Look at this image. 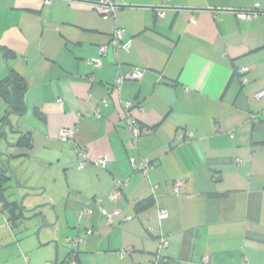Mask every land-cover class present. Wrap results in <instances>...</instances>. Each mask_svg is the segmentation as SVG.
Instances as JSON below:
<instances>
[{
    "label": "crops",
    "instance_id": "obj_1",
    "mask_svg": "<svg viewBox=\"0 0 264 264\" xmlns=\"http://www.w3.org/2000/svg\"><path fill=\"white\" fill-rule=\"evenodd\" d=\"M97 1L0 0V80L10 68L27 82L24 115L0 96V173L19 193L45 188L24 209L51 208L14 221L0 202V264H54V241L59 264H155L157 255L161 264H264V97H255L264 89V0H172L163 16L161 0H115V18ZM257 2V17H239ZM116 27L132 39L128 50L114 51ZM133 68L143 77L117 89ZM126 101L144 107L134 111L138 141ZM25 133L29 146L19 144ZM72 142L91 163L80 167ZM102 157L105 169L93 163ZM131 157L150 160L148 175ZM116 180L129 184L110 201ZM162 234L169 246L159 249ZM122 249L131 251L121 258Z\"/></svg>",
    "mask_w": 264,
    "mask_h": 264
},
{
    "label": "built area",
    "instance_id": "obj_2",
    "mask_svg": "<svg viewBox=\"0 0 264 264\" xmlns=\"http://www.w3.org/2000/svg\"><path fill=\"white\" fill-rule=\"evenodd\" d=\"M171 1L172 0H161V6L159 8H157V11H156L158 16L164 15V8ZM96 5L100 8L101 14L103 17L115 18L116 12L118 9V5H117L115 0H98L96 2ZM260 9H261V5H260V3L257 2L249 10L239 13V17H241L242 19H245V20L254 19L255 17H257ZM126 37H127V31L124 28H121V27L115 28V30L112 34V37H111V43L113 45L115 52L122 51V50H128L132 46V39L126 38ZM101 52H102V54L105 53L106 48L105 47L101 48ZM102 63H103V60L101 58L96 59L94 61V64L96 66H101ZM142 77H143V71L140 70L139 68H133L131 73H129L128 75H126V76L121 75L119 78H117L114 86L117 89H120V85L124 81V79L128 78V79H133V80H140ZM255 97L256 98L264 97V89L257 92L255 94ZM60 101H61V99H60ZM123 105L127 109V112H126V117H127L126 129L130 133L131 138H133V140H135V141H138L139 137L142 134V126L139 123L136 115L134 114V111L135 110L143 111L144 107H142L141 105H139L135 102H132V101H126L123 103ZM74 132H75L74 129L65 128L61 131V137L63 139H66V140L69 139V140L73 141ZM191 136H192L191 133H186L184 135H180L179 137L180 138H188ZM71 145H72V147H74L76 149L78 154L80 156H82V158L84 159L80 163L81 168L87 166L89 163L92 162L87 157L85 149L77 148V145L74 142H72ZM109 161H110L109 158L102 157V158L97 159L96 161H93V163L98 168L105 169L107 164L109 163ZM130 161H131V164L133 165V167L136 171L140 172L141 174H143L145 176L148 175V171L151 168V163H150L149 159H138L136 157H131ZM183 182H184L183 179H179V180L174 181V190L176 192L180 191ZM128 184H129L128 180H116L114 183L113 189L106 195V198L110 201L118 200L123 194L124 187L128 186ZM102 201H103V198H97L95 205L100 209L102 214L106 217L108 223H111L112 222L111 213L108 212L107 209L103 206ZM167 214L168 213H167V210L165 208H161L159 210L160 219H164L167 216ZM82 240H83L82 237H79V238H77L76 241L73 242L75 249L77 248L78 244ZM159 244H160L159 249L168 247L169 246L168 235L162 234L159 238ZM130 251L131 250H128V249H122V250L117 251V255L122 258V257L126 256L127 254H129ZM164 261H165V259L162 258V256L157 255L155 264H161ZM204 261H206V259H204Z\"/></svg>",
    "mask_w": 264,
    "mask_h": 264
},
{
    "label": "trees",
    "instance_id": "obj_3",
    "mask_svg": "<svg viewBox=\"0 0 264 264\" xmlns=\"http://www.w3.org/2000/svg\"><path fill=\"white\" fill-rule=\"evenodd\" d=\"M0 49H2L0 47ZM3 50V49H2ZM7 53V51H6ZM5 53V55H6ZM12 79V83L10 80ZM27 92V82L24 78L15 73L9 68V77L6 80H0V96H3L9 102V110L17 115H24L27 112V105L25 102V94ZM20 145L29 146L28 134L21 138ZM10 177L5 173H0V202L3 204V208L6 209L10 215L11 220H16L24 214V208L21 207V203L11 202L5 195L6 184ZM32 190H28L25 197L32 195ZM37 212L31 213L35 215ZM73 251L71 252V254Z\"/></svg>",
    "mask_w": 264,
    "mask_h": 264
},
{
    "label": "rangeland",
    "instance_id": "obj_4",
    "mask_svg": "<svg viewBox=\"0 0 264 264\" xmlns=\"http://www.w3.org/2000/svg\"><path fill=\"white\" fill-rule=\"evenodd\" d=\"M28 166H29V163H26V165H25V169L27 170V168H28ZM31 169H30V172L28 173V177H30V175H31ZM19 180L21 181V177H19ZM18 181V180H17ZM21 183H22V181H21ZM7 190H6V196L8 197V198H10V197H12V196H14V194L16 195V197L18 198V200L19 201H23L24 199H26V194H27V192H28V189H24L23 190V192L22 193H19V187H18V184L16 183V179H14L12 182H7ZM44 189L45 188H43L41 191H38V192H34V194L32 193V195L31 196H29L28 197V199H27V201H26V204L29 202V200L30 199H32V201L34 200L35 202H37V199L39 198V196H41L42 198L43 197H45V195L46 194H44L43 193V191H44ZM37 195H39V196H35L36 194ZM23 194V195H22ZM39 201V200H38ZM42 202H39V203H36V204H34L33 205V207L35 206V205H38V204H41ZM27 209V208H26ZM51 208H50V206H48V205H46V206H44V207H42V208H39L38 209V211L37 212H39V211H49ZM53 249H54V254H55V256H56V247H55V243H54V245H53Z\"/></svg>",
    "mask_w": 264,
    "mask_h": 264
},
{
    "label": "water",
    "instance_id": "obj_5",
    "mask_svg": "<svg viewBox=\"0 0 264 264\" xmlns=\"http://www.w3.org/2000/svg\"><path fill=\"white\" fill-rule=\"evenodd\" d=\"M3 55H4V57H5L6 65H7V67L9 68V63H8V60H7V58H6L5 53H4ZM10 80H11V83H12V79H11V77H10ZM46 205H47V203H41V204L35 205V206L32 207V208L24 209V210H25L26 212L33 213V212H36L39 208H42V207H44V206H46ZM21 207L24 208L23 201H22V203H21ZM54 243H55V247H56V257H55L54 264H59V259H58V254H57V253H58V243H57V241H54Z\"/></svg>",
    "mask_w": 264,
    "mask_h": 264
}]
</instances>
